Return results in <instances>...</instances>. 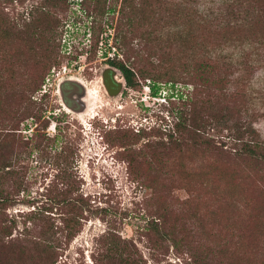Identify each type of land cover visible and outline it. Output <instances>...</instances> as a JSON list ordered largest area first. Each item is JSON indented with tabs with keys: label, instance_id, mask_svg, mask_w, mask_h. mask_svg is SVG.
<instances>
[{
	"label": "rangeland",
	"instance_id": "1",
	"mask_svg": "<svg viewBox=\"0 0 264 264\" xmlns=\"http://www.w3.org/2000/svg\"><path fill=\"white\" fill-rule=\"evenodd\" d=\"M246 7L243 0H0V131L28 108L0 155L7 199L0 219H14L0 236V264H111L99 260L111 232L125 241L113 264L125 254L136 264H264L263 163L234 157L227 144L146 147L191 105L210 119L230 110L227 125L241 122L264 142V26L235 37L218 31L227 22L247 27ZM188 34L194 49L179 44ZM197 58L227 66L221 88L191 82ZM37 59L54 84L83 82L94 99L87 114L63 108L54 84L30 101L11 96V73L21 81ZM107 59L130 67L134 80L126 86L116 69L123 86L111 97L100 84ZM235 90L243 100L230 97ZM59 151L67 161L56 165ZM58 188L92 212H82L78 230L54 256L48 227L70 209L53 204ZM152 219L170 240L154 223L148 227Z\"/></svg>",
	"mask_w": 264,
	"mask_h": 264
},
{
	"label": "trees",
	"instance_id": "2",
	"mask_svg": "<svg viewBox=\"0 0 264 264\" xmlns=\"http://www.w3.org/2000/svg\"><path fill=\"white\" fill-rule=\"evenodd\" d=\"M126 1V0H123ZM247 5L245 11H251L250 24L241 28L237 22L235 23H225L221 27L218 28L222 33H226L228 35H232L235 37V33H239L241 31L251 30L258 24L264 26V0H243ZM147 4V3H146ZM145 4V6H146ZM141 5V8L145 7ZM108 11L111 8L107 7ZM122 9L119 10L120 15L122 14ZM240 12L239 10L237 13ZM127 26L130 25L131 19H126ZM7 28L5 29L6 33H10V28L13 27L12 21H7ZM124 39V34L122 33L120 36ZM195 36L188 34L187 37H178L180 46H183L185 42H192L190 44V48L194 49L197 45L195 43ZM25 60V58L23 59ZM107 62L115 67H117L123 77L124 83L126 86H132L134 84L133 80V71L130 67L124 65L121 62L113 61L112 59H107ZM227 66L223 65L221 62L215 59L208 58H197L192 61L191 70L193 72L192 78L193 84H201L204 86H211L214 88H221L224 82L226 83L225 71ZM43 63L38 59L34 62L32 71H26L23 74L21 81L15 79L14 75L11 73L10 78L14 81L13 91L11 92V96L18 97L22 102L30 101L29 98L32 96L31 94L37 91L40 88L41 83L43 82L44 75L43 71ZM222 73V74H221ZM1 80V76H0ZM196 86V85H195ZM149 88L153 91L155 88V83L152 82L149 84ZM245 93L240 90L238 93L236 90L231 91L230 97L235 99L244 98ZM1 102V98H0ZM9 107V104L6 103ZM0 110L3 111L4 107L0 106ZM240 109H234L235 114L238 113ZM28 108L23 107L22 110L15 111L9 119V127L3 128L4 131H0V155L3 151H6L9 148V139L14 138L15 130H17L18 123L21 121L24 116H27ZM196 109L194 105H191L189 109L179 112L177 116H175V121L173 122L172 129H168L167 131H157L154 132V135L157 136V140L150 141L146 144V147L160 146L166 148L172 144H176L179 146L182 142L189 140V143L196 148L203 147L205 149H210V147H214L215 143L219 145L227 144L228 151L234 157L239 159H245L251 165H256L257 163L264 164V142L258 140L254 135L252 129L247 126L239 123H231V125H227V121L232 117L230 110H225L219 117L217 118H204L200 115H197ZM219 128V129H218ZM226 129L224 134H220L221 129ZM212 130V132H208ZM214 130V131H213ZM133 135H138V133H132ZM246 136V137H244ZM28 141V140H27ZM29 143V142H28ZM25 142L24 145L28 144ZM29 147H32L29 144ZM225 151V150H224ZM232 151V152H231ZM62 151H59L53 159V162L58 165L61 161H67V157H64ZM10 173V172H9ZM57 180L62 183L63 178L66 179L64 175L57 174ZM56 192V196L51 197L53 204L56 206H64L68 205L70 209L65 213L59 215L60 223H50L48 227L49 233L52 235L49 237L50 243H47V247L50 248V254L56 255L55 250L60 247V244L63 241L67 242L71 239V237L78 230V226L81 224L80 221L83 219L82 212H92V209L88 206L85 201H82L80 198H73L68 196L70 193L69 189L58 188ZM6 195L0 189V207L4 206L6 201ZM8 223H4L5 220L0 219V236L9 234V230L14 224L13 218L7 219ZM159 221V220H158ZM148 227L152 225L155 226V230L161 235L163 240H170V235L164 231L162 227L157 224V220H150ZM154 223V224H152ZM152 224V225H151ZM151 225V226H150ZM151 229H154L152 226ZM61 233L63 239L54 238L56 233ZM27 233V232H26ZM24 233V234H26ZM53 237V238H52ZM103 243L105 245L103 253L100 254V261L104 260L105 263H108L111 260V264H113V258L117 252L122 251L125 247V241L122 238L117 237L114 233H107L104 236ZM122 245V246H121ZM121 255V253H119ZM118 262L116 264H136L132 258H129L128 255H124L122 257H117ZM48 264H54V261H50Z\"/></svg>",
	"mask_w": 264,
	"mask_h": 264
},
{
	"label": "flooded vegetation",
	"instance_id": "3",
	"mask_svg": "<svg viewBox=\"0 0 264 264\" xmlns=\"http://www.w3.org/2000/svg\"><path fill=\"white\" fill-rule=\"evenodd\" d=\"M107 64H109V63L107 62ZM109 65L110 66H105L102 68V70L100 72V76H101V73L104 72L105 70H107V72H108L107 75H110V70L108 68H112L115 71H116V69H118L117 67L116 68L112 67L111 64H109ZM118 71H119V69H118ZM71 78L72 77H66L64 79L58 80L55 83V87H56L55 91H56V94H57L58 99H59V104L63 108L67 107L68 110L73 111L74 113L80 114L84 111L87 114L88 112L86 110H84L86 108V103L84 101L85 100V98H84L85 97L84 96L85 95L84 87L81 83H78L77 81H75ZM75 79H77V78H75ZM77 80H79V79H77ZM100 81H101V78H100ZM80 82H81V80H80ZM105 94L108 95L107 92H105ZM108 96L111 97V95H108ZM112 96H114V95H112ZM81 98H82V100H81ZM93 100H92V104H93ZM71 109H73V110H71Z\"/></svg>",
	"mask_w": 264,
	"mask_h": 264
},
{
	"label": "water",
	"instance_id": "4",
	"mask_svg": "<svg viewBox=\"0 0 264 264\" xmlns=\"http://www.w3.org/2000/svg\"><path fill=\"white\" fill-rule=\"evenodd\" d=\"M110 70V75H107V70L101 73V85L105 92H107L108 95H116L119 93L123 86V80L116 78V71L112 68H108Z\"/></svg>",
	"mask_w": 264,
	"mask_h": 264
},
{
	"label": "built area",
	"instance_id": "5",
	"mask_svg": "<svg viewBox=\"0 0 264 264\" xmlns=\"http://www.w3.org/2000/svg\"><path fill=\"white\" fill-rule=\"evenodd\" d=\"M53 84L54 83L53 81H51V77L49 76V74L45 75L43 82L41 83L40 88L36 91V93L37 94L39 93L40 95L47 93L49 90V87H52Z\"/></svg>",
	"mask_w": 264,
	"mask_h": 264
},
{
	"label": "bare ground",
	"instance_id": "6",
	"mask_svg": "<svg viewBox=\"0 0 264 264\" xmlns=\"http://www.w3.org/2000/svg\"><path fill=\"white\" fill-rule=\"evenodd\" d=\"M71 79H73V80H75V81H77L78 83H81L82 85H83V87H84V90H85V103H86V108L84 109V110H86L87 112L89 111V110H91V105H92V98H91V95H90V91H89V89L87 88V87H85L84 86V84L82 83V81L80 82V80H77V79H75L74 77H72ZM61 85V84H60ZM81 100H82V98H81ZM65 108V107H64ZM65 109H67V107L65 108ZM68 110V109H67ZM71 110H73V109H71ZM69 111V110H68ZM73 112V111H72ZM84 112V111H83Z\"/></svg>",
	"mask_w": 264,
	"mask_h": 264
}]
</instances>
